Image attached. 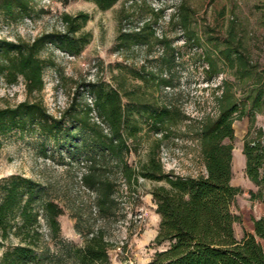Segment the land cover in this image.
I'll return each instance as SVG.
<instances>
[{
    "label": "rangeland",
    "instance_id": "obj_1",
    "mask_svg": "<svg viewBox=\"0 0 264 264\" xmlns=\"http://www.w3.org/2000/svg\"><path fill=\"white\" fill-rule=\"evenodd\" d=\"M181 5L191 15L195 39H188L178 26L175 16ZM64 13L89 15L78 33L89 35V43L74 57L55 44L47 45L42 54L47 61L45 88L35 98L62 121L69 135L55 141L39 131L15 130L0 137V182L19 175L46 186L47 197L64 208L59 218L64 241L82 246L88 231L102 227L111 244V264H148L157 249L153 242L160 223L150 192L168 185L139 178L136 189L131 188L114 163H101L104 176L113 184L114 202L107 217L99 216L95 194L83 182L88 149L81 143L87 130L83 131L80 124L86 109L91 108V122L109 133L99 115L93 85L119 93L127 120L125 137L137 128L136 135L127 140L132 150L130 165L139 169L155 153L166 173L182 177L203 174L199 123L204 117L216 116V97L222 84L236 85L237 97L242 99L244 89L248 93L263 76L264 0H120L106 11L87 0H73L65 6L57 0H37L34 11L22 20L12 21L0 12V38L33 40L42 34L64 32ZM226 47L240 53L241 61L233 70L221 66L222 73L210 78L205 73L204 54L217 56ZM238 70L244 78L236 73ZM164 79L170 80L171 87L163 83ZM26 99L22 81L16 85L0 81V107ZM160 111L167 112L166 120L155 127L151 118ZM233 127L231 183L243 192L232 209L236 215L243 214L246 221L245 226H234L240 240L244 231L252 229L249 217H264V203L251 199L250 192L258 188L246 175L243 153L246 140L261 138L264 142V105L262 111L238 119ZM91 138H87L89 146ZM260 242L264 247V241ZM57 243H50L53 259L62 253V244ZM9 245H0V259ZM62 260L73 264L68 256Z\"/></svg>",
    "mask_w": 264,
    "mask_h": 264
},
{
    "label": "trees",
    "instance_id": "obj_2",
    "mask_svg": "<svg viewBox=\"0 0 264 264\" xmlns=\"http://www.w3.org/2000/svg\"><path fill=\"white\" fill-rule=\"evenodd\" d=\"M57 1L65 6L73 0ZM87 1L106 11L120 0ZM36 4L37 0H0V12L12 21L22 20L34 11ZM175 17L180 29L187 34L186 37L195 39L191 15L184 5H181ZM89 18L86 13L75 16L64 13L61 17L64 32L42 34L33 40L0 38V81L8 85L22 81L28 97L14 106L0 107V137L15 130L39 131L55 141H61L69 135L62 121L50 115L43 102L35 98L45 88L47 61L42 54L48 44H55L73 57L79 55L89 43V35L78 33ZM241 59V54L230 47L221 50L217 56L206 52L205 73L212 78L222 73L221 66L233 70L235 63ZM236 73L241 72L238 70ZM240 76L244 78L243 73ZM163 83L171 87L170 80L164 79ZM246 91L244 89V97L239 99L236 85L228 82L222 84L221 94L216 97V116L204 117L199 123L197 136L205 173L196 177H182L166 173L155 153L139 169L129 164L128 157L132 150L127 140L136 135L137 128H133L136 129L135 133L125 137L127 120L119 93L105 92L93 85L96 106L109 133L105 134L100 124L91 122V108L86 109L80 124L82 130H87L86 134L92 137L93 143L89 146L88 136L82 133L81 143L88 149L85 156L87 172L83 182L95 194V207L99 216L107 217L114 202L113 184L104 176L99 167L101 163H114L131 188L136 189L139 178L164 181L168 185L157 186L150 192L156 213L160 215V223L153 242V247L157 249L148 264H264V247L260 242L264 241V217H249L248 223L252 229L244 231V237L239 240L234 226L236 223L245 226L246 221L243 214L236 215L232 209L236 197L243 192L231 183L234 150L231 142L235 137L233 125L238 119L262 111L264 73L258 84L248 93ZM166 114V111L154 113L152 124L159 127L165 122ZM243 153L246 175L258 188L257 192H250L251 199L264 203L263 140H246ZM47 191L46 186L19 175L0 182V245L10 242L0 264H64L63 256L70 257L73 264H111V244L105 238L102 227L93 232L88 231L82 246L63 240L59 218L64 214V208L57 200L48 198ZM13 239L18 242L14 244ZM51 242L62 244V253L55 259L51 258Z\"/></svg>",
    "mask_w": 264,
    "mask_h": 264
}]
</instances>
